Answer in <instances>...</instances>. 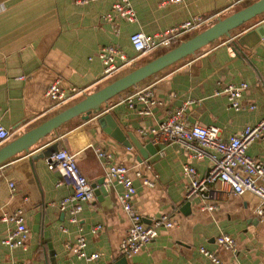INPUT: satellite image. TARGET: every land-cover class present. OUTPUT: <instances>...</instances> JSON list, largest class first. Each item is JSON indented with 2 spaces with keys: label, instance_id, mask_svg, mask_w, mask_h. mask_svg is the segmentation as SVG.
<instances>
[{
  "label": "crops",
  "instance_id": "0c3cea01",
  "mask_svg": "<svg viewBox=\"0 0 264 264\" xmlns=\"http://www.w3.org/2000/svg\"><path fill=\"white\" fill-rule=\"evenodd\" d=\"M115 1L0 0V125L13 132L12 139L160 50L140 55L130 41L133 33L154 35L197 16L208 18L209 26L256 0H130L136 20L112 22L105 15ZM258 27H263L262 33ZM106 45L120 47L134 61L106 77L98 56ZM57 78L64 88H82L84 94L57 106L46 95ZM242 82L248 84L243 103L255 105L252 110L237 111L225 94L218 93L228 84ZM148 91L154 104L141 100ZM183 106L189 124L218 126L225 140L263 118L264 14L114 97L102 112L88 119L73 118L30 151L0 165V214L21 210L29 229L27 247L11 248L3 240L15 224L0 222V264H122L123 259V264H215L201 248L215 253L222 264H264V219L256 212L260 199L251 193L238 196L221 190L215 209L203 210L201 198H187L189 178L184 167L191 165L204 176L209 159L194 158L186 144L165 142L152 131ZM106 115L138 141L147 158L130 136L126 139L131 148L106 131L108 123L102 120ZM54 142L77 154L92 185L104 179L108 164L128 166L136 187L133 203L145 222L152 224L169 214L175 225L159 227L158 236L141 252L125 257L121 244L129 221L119 202L124 190L119 184H105L107 189L98 193L95 187L94 199L80 203L79 221L72 222L71 206L62 210L61 201L73 189L58 185L61 174L50 169L45 158V150ZM90 145L108 157L99 158ZM248 154L264 163V138L254 141ZM99 225L102 229L97 230ZM222 234L235 239L234 250L219 245L217 238ZM79 236L86 238L88 255L100 254L97 259L87 262L68 248Z\"/></svg>",
  "mask_w": 264,
  "mask_h": 264
},
{
  "label": "built area",
  "instance_id": "2783aa9c",
  "mask_svg": "<svg viewBox=\"0 0 264 264\" xmlns=\"http://www.w3.org/2000/svg\"><path fill=\"white\" fill-rule=\"evenodd\" d=\"M91 0H82L87 3ZM183 0H166L169 3H180ZM137 18V13L130 0H116L112 4L111 10L105 15L108 21L122 19L133 22ZM209 22L208 18L197 16L191 20L170 27L167 30L154 35H147L143 32H135L130 36V41L140 55L148 54L163 48H171L175 43L180 42L183 37L192 31L204 28ZM98 56L103 62L106 77L119 71L125 65L134 61L129 59L126 53L118 46L106 45L98 52ZM248 84H228L219 94H225L232 108L237 111L252 110L255 105L244 104L243 95ZM85 89L72 87L64 88L61 80L57 78L50 84L46 95L50 97L57 106L65 105L74 98L84 94ZM141 100L154 104L155 100L151 91L146 92ZM131 102V106H132ZM155 134H160L165 142H180L191 148L193 157L202 159L207 157L210 161L208 173L201 176L195 167L186 165L184 173L189 178L187 186V198L199 197L204 201L203 210L212 211L216 207V200L221 190H226L234 195H244L251 193L260 199L257 207V215L264 219V163L248 154L250 145L261 138H264V116L255 125L246 126L242 131L230 136L225 140L220 135L218 126H206L198 123L189 124L186 117V106L173 112L167 119L163 120L157 128L152 130ZM13 137V132L0 125V145L8 142ZM99 158L108 157L105 151L97 149L92 145ZM50 169L58 170L61 179L58 185L67 184L73 192L61 201V209L65 210L71 206V221L77 223V214L81 210L82 201H91L95 197V187L82 172L78 163L77 154L67 148H59L51 151L45 156ZM138 176L141 175L137 172ZM105 184L114 186L121 185L124 190L119 194V202L128 218L129 228L121 244V251L125 257H132L143 250V248L154 240L159 232V227L171 228L175 221L169 214H163L155 218L152 224L144 221L143 216L133 203L136 194V187L130 175V168L124 164H108L105 166ZM148 184L154 183L147 180ZM13 186V184H11ZM0 222L14 223L15 228L7 237L3 244L11 248H26L29 240V229L26 226L23 212L18 210L14 213L0 214ZM97 230L102 229L99 225ZM219 245L228 250L236 247L235 239L228 234H222L217 238ZM87 241L84 236H79L75 244L68 245V248L80 257H84L87 262L97 259L100 254L95 252L91 255L86 253ZM201 252L208 255L213 263L222 264V260L213 252L201 248Z\"/></svg>",
  "mask_w": 264,
  "mask_h": 264
},
{
  "label": "water",
  "instance_id": "95a60500",
  "mask_svg": "<svg viewBox=\"0 0 264 264\" xmlns=\"http://www.w3.org/2000/svg\"><path fill=\"white\" fill-rule=\"evenodd\" d=\"M262 14H264V0H256L244 8L238 9L223 18H219L217 21L213 22L208 27L203 28V30L194 36L181 41L175 47L158 55L150 61L139 65L135 69L116 78L107 85L86 94L84 98L80 99L76 103L68 106L38 126L27 130L1 146L0 165L14 158L18 154L30 151L41 141L45 140L48 135L73 118L81 116L83 119H88L92 113L102 112L104 104L109 102L114 97L132 87L137 86L144 80L180 62L181 60L195 55L197 52L206 48L215 41L220 40L225 36H230L232 31L242 28L249 21ZM256 30L259 33H262L263 27H258ZM111 119L110 115H106L102 118L103 123L104 121H107V125L109 126L106 128V131L115 139L131 148L132 144L126 139L127 136H130L134 144L141 150V154L147 158L148 155L145 154V151L142 149V146L138 143V141H135L130 134H125L115 123L111 121ZM147 148L150 152L153 151L150 146H147ZM58 149V143L54 142L50 144L49 148L46 149L44 153L48 154L49 152L53 150L56 151ZM154 149L156 152V148ZM93 187H98L96 193L99 191L103 192L104 189H107L104 179L93 184ZM189 206L190 203L188 202L186 207ZM124 261H126V259H123V262Z\"/></svg>",
  "mask_w": 264,
  "mask_h": 264
},
{
  "label": "rangeland",
  "instance_id": "374dc122",
  "mask_svg": "<svg viewBox=\"0 0 264 264\" xmlns=\"http://www.w3.org/2000/svg\"><path fill=\"white\" fill-rule=\"evenodd\" d=\"M207 25H208V24H207ZM203 27L206 28V27H208V26L204 25ZM201 30H203V28H202ZM198 31H199V30H197V31L195 30V31L190 32L189 34L185 35V36L183 37V39L190 38V37L194 36L195 33H197ZM183 39H182L181 41H183ZM181 41H180V42H181ZM180 42H178V44H179ZM175 45H177V44H175ZM175 45H174V46H175ZM169 49H171V48H163V49H160L159 51L155 52L154 54L152 53V54L147 55V56L143 59L142 63H143L144 61H150L151 59L157 57L158 54H159V55H160V54H163L164 52L168 51ZM117 77H118V76H117ZM117 77H116V78H117ZM76 102H77V101H76ZM9 141H10V140H9Z\"/></svg>",
  "mask_w": 264,
  "mask_h": 264
},
{
  "label": "trees",
  "instance_id": "16d2710c",
  "mask_svg": "<svg viewBox=\"0 0 264 264\" xmlns=\"http://www.w3.org/2000/svg\"><path fill=\"white\" fill-rule=\"evenodd\" d=\"M200 31H201V29H199V31H198V32H200ZM198 32H197V33H198ZM197 33H195V34H197ZM217 41H218V40H217ZM215 42H216V41H215ZM215 42H214V43H215ZM214 43H212V44H214ZM175 44H177V45H178V43H175ZM175 44H174V45H175ZM174 45H173L171 48H173V47H175V46H176V45H175V46H174ZM210 45H211V44H210ZM199 52H200V51H199ZM146 62H148V61H144L142 64H144V63H146ZM170 67H171V66H170ZM168 68H169V67H168ZM168 68H166V69H168ZM166 69H164V70H166ZM164 70H163V71H164ZM159 73H160V72H159ZM159 73L155 74L154 76L158 75Z\"/></svg>",
  "mask_w": 264,
  "mask_h": 264
}]
</instances>
